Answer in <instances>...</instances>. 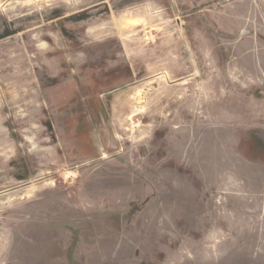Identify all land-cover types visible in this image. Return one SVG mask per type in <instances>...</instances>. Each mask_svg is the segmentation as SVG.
I'll use <instances>...</instances> for the list:
<instances>
[{
    "label": "rangeland",
    "instance_id": "374dc122",
    "mask_svg": "<svg viewBox=\"0 0 264 264\" xmlns=\"http://www.w3.org/2000/svg\"><path fill=\"white\" fill-rule=\"evenodd\" d=\"M0 264H264V0H0Z\"/></svg>",
    "mask_w": 264,
    "mask_h": 264
}]
</instances>
